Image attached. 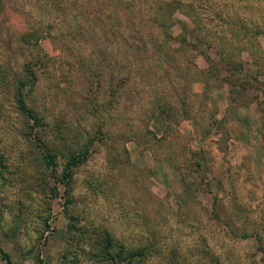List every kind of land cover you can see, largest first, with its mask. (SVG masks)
<instances>
[{"label": "rangeland", "instance_id": "rangeland-1", "mask_svg": "<svg viewBox=\"0 0 264 264\" xmlns=\"http://www.w3.org/2000/svg\"><path fill=\"white\" fill-rule=\"evenodd\" d=\"M0 155L11 264H91L69 220L145 264H264V0H0Z\"/></svg>", "mask_w": 264, "mask_h": 264}, {"label": "trees", "instance_id": "trees-1", "mask_svg": "<svg viewBox=\"0 0 264 264\" xmlns=\"http://www.w3.org/2000/svg\"><path fill=\"white\" fill-rule=\"evenodd\" d=\"M35 44V43H34ZM35 76L29 64L22 65V74L16 77L14 102L17 110L24 116V122L21 128V133L24 138L29 142L33 140L31 135L36 134V126L40 124L36 111L28 106L25 101L26 86L32 83ZM2 80V79H1ZM27 128V131H26ZM39 141V139H38ZM91 140H87L90 142ZM88 144L82 143L71 149L67 156V161L62 171L55 176L63 186H67L69 183L70 174L72 168L81 164L86 159V152ZM41 146V145H40ZM42 147V146H41ZM45 153L42 155L47 165L53 166L55 153H52L49 149H44ZM0 155V164H1ZM69 219H72L71 215H67ZM69 230L81 241L84 240L87 244L88 257L91 264H145L144 260L149 254L150 249L148 246H128L123 242H119L106 228H91L89 234L83 238L84 230L78 229L72 226V222L69 220ZM0 254L6 263L11 264L8 255L0 248ZM208 258L213 264H216V260L213 255L209 254Z\"/></svg>", "mask_w": 264, "mask_h": 264}]
</instances>
